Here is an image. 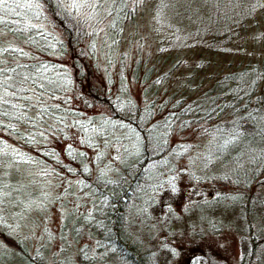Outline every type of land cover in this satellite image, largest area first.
I'll list each match as a JSON object with an SVG mask.
<instances>
[{
    "label": "trees",
    "instance_id": "obj_1",
    "mask_svg": "<svg viewBox=\"0 0 264 264\" xmlns=\"http://www.w3.org/2000/svg\"><path fill=\"white\" fill-rule=\"evenodd\" d=\"M190 1L197 8L186 28L197 32L196 47L211 48L206 51L212 56L242 47L243 56L227 69L191 67L177 85L166 86L169 70H143L136 62L128 72L122 61L113 69L121 36L133 23L130 0L123 11V5H113L111 16L98 9L92 20L74 11L69 15L60 0H38L30 9L23 0L19 8L8 0L18 14L0 12L8 21L5 46L12 42L30 54L20 63L47 68L23 70L44 84L37 93L43 92L45 102L28 110L31 119L0 118V243L6 244H0V264H104L112 256L123 264H155L135 229L137 220L150 218L155 224L168 219L159 231L172 238L179 232L200 237L223 227L237 230L243 242L240 264H264V192L255 189L264 178V56L257 28L264 23V0ZM14 22L35 27L14 34L8 31L18 26ZM99 60L107 62L103 75ZM131 82L146 85L142 102L132 96ZM41 106L47 111L38 114ZM3 108L18 114L10 104ZM188 131L214 137L218 157L205 161L227 169L219 172L206 163L202 172H188L192 185H216L212 195L192 188L194 195L180 212L168 199L162 212L159 194L175 195L178 161L197 158L183 138ZM70 139L75 143H64ZM47 177L62 185L60 196L40 193L36 179ZM47 199L60 202L62 222L56 233L46 232L42 242L32 244L24 222L34 210L40 215ZM84 236L93 247L77 246ZM163 240L158 238L163 242L155 255L158 264L174 256L171 243ZM54 241L57 250L50 254Z\"/></svg>",
    "mask_w": 264,
    "mask_h": 264
},
{
    "label": "rangeland",
    "instance_id": "obj_2",
    "mask_svg": "<svg viewBox=\"0 0 264 264\" xmlns=\"http://www.w3.org/2000/svg\"><path fill=\"white\" fill-rule=\"evenodd\" d=\"M60 1L67 7L66 0ZM167 3L168 6L165 7V0H144V2L137 7L132 4L130 0L129 6L134 15L133 23H131L129 27H126V33L123 37L121 36L118 45L119 48L115 56H113L114 62L112 63L115 64L113 69L118 67L122 61L123 66L128 72L136 62H140V65L142 67L144 66L143 70L151 66H153V69H156V73L169 70V80L166 84V86H168L173 84L177 85L180 82L179 80L183 78L185 72L191 67L199 70L208 65V71H211L222 67V69H227V67L237 64L240 57L243 56L241 53L244 52L242 47L232 51L234 53L232 55L223 54V56H212L211 52L209 53L206 51H211V48H206L205 50L202 47H196L197 32L194 31L193 27L190 28L192 30L186 28L189 18L195 14V9L197 8L195 2L193 4L190 0H181V2L167 0ZM88 12V9H83L80 13L75 12V16L88 17ZM104 24L105 23L102 24V27ZM175 24L182 29L181 32L175 31ZM94 28L98 27L94 26ZM257 28L260 30V39L258 43V46H260L258 48L260 52L259 55L264 56V23H261ZM246 40V45L243 44L242 46L245 45L249 47L248 49H251L253 47V45L250 44L252 35ZM189 48L194 50L191 51ZM178 49L180 53H186V55L183 56L180 54L181 56L175 57L172 51ZM188 49L190 50L189 52ZM248 49H246L245 52H249ZM191 52L193 53L190 54ZM169 55H171V57H169ZM200 59L204 61L200 62ZM106 64L107 62L99 60V70L102 75L104 74L102 69ZM156 73L153 75L154 79L158 76ZM114 76H116V74H114ZM163 85H165V81ZM145 86L146 85L141 82L130 83L132 96L137 102H142V93ZM164 97L165 95L161 94L159 101ZM188 132L189 133L185 132L186 136L183 135V138L188 141V145H191V152L196 150V152L192 154L197 156V158L188 159L185 157L178 161V169L175 170L176 174L174 176V180L177 183L175 195L166 194L165 196V193L159 194V203L163 207L160 208L162 212H165V199L170 201V205L174 211L180 212L183 205L187 204L191 196L194 195L192 188H197L198 192L203 191L204 194L212 195L214 190L213 187H216V185H211L209 182H202L200 184L195 182V184L192 185L187 177V174H189L188 172L192 171L195 174L200 173L205 169L206 163H209V167H214L216 171L219 172L223 169L224 171L227 169L226 167L223 168V165L219 164L217 161H205L209 158L214 159L216 156L218 157V151L214 145V137L200 138L197 136V132ZM177 140L181 141L182 137L177 138ZM69 142L74 141L70 139V141L68 140L64 143L67 144ZM7 147L11 149V146L7 145ZM205 151H209V153H205L204 161L203 159L199 160L201 153ZM192 154H190L189 157H191ZM36 182L40 193L43 195L60 196L62 192V185H58L54 178H39L38 180L36 179ZM255 189L264 192V178ZM59 199L62 200L61 197ZM46 201H48V199ZM40 210V215L37 213V210L30 212L33 213L32 218L24 222V227L27 226L25 230L27 229L26 231L33 233V237H31L30 240L32 244L42 242L43 238L46 237V232L50 234L56 233L62 222L63 209L61 208L60 202H54L53 200L48 201L40 206ZM153 215L156 214L153 213ZM260 215L264 216V213L260 212ZM147 216H150V214ZM160 219H162V216ZM149 220L150 222H148V220H137L135 229L141 238V242L145 245L144 248L149 249L147 253L148 258H152L155 264L159 262L156 261L155 255L159 250L160 244L163 243L158 241V238L164 239V242L167 241L171 243V251L174 255L167 262L159 264H240L243 242L237 230L223 227L217 232H210L208 234L205 232V234L200 237H195L191 232H179L178 236L172 238L165 234V230L159 231L165 228L168 219L164 218L162 222L156 224L153 223V218ZM195 241L200 242V244H196ZM93 243L91 238L84 236L81 241L78 242L77 246L90 244L89 246L93 247ZM0 244L6 245L4 243ZM57 246L58 242L54 241L49 253L54 254L57 250ZM258 252L261 253L262 251L259 249ZM261 261L262 259H260L259 262ZM104 264H123V261L119 257L112 256L107 258Z\"/></svg>",
    "mask_w": 264,
    "mask_h": 264
},
{
    "label": "snow or ice",
    "instance_id": "obj_3",
    "mask_svg": "<svg viewBox=\"0 0 264 264\" xmlns=\"http://www.w3.org/2000/svg\"><path fill=\"white\" fill-rule=\"evenodd\" d=\"M16 3L17 8L21 6L20 0H13ZM38 2V0H23V6L27 8H31L33 3ZM144 2V0H131V3L135 6H139ZM129 0H66L67 7L65 11L71 15L72 11L76 13H80L83 9H88V19L92 20L97 18L100 15L98 9L103 10L108 16L113 14L112 6L115 5L120 7L121 11L124 10V7H127ZM107 6V7H106ZM134 10V9H133ZM0 12H10L12 14L16 13L15 8H11L8 0H0ZM8 21L5 19L4 15H0V118L9 117L10 119L15 117V119L19 120L23 117L26 120H30L27 112L31 108H35L38 105H42L44 101L43 92L37 93V88L43 89L44 84L41 81L37 84V80L32 76L31 73H25L23 70L26 68H47V65L38 66V65H26L20 63V58H32L29 53L25 52L23 48L18 45H14L12 42H9L7 46H5L3 37L6 35L5 25ZM17 27L15 29L9 28V32H13L14 34L23 33L29 31L31 28L35 27L31 24H25L24 26H19L18 22ZM18 38V37H17ZM27 42V41H25ZM14 62V66L10 65L9 59ZM31 81V84H29ZM31 92V95H25V93ZM11 96L16 103H10L7 97ZM33 96H35V102H33ZM20 101H25L27 103L21 104ZM6 104H10L11 109L18 110V114L16 111L8 112L5 111L3 106ZM47 109L42 106L39 109L38 114H42L46 112ZM0 126L2 125V121H0ZM3 153V149L0 148V154ZM0 198H2V189H0Z\"/></svg>",
    "mask_w": 264,
    "mask_h": 264
}]
</instances>
